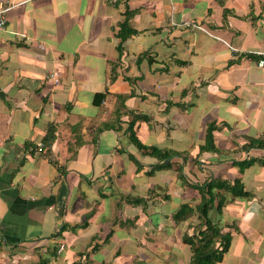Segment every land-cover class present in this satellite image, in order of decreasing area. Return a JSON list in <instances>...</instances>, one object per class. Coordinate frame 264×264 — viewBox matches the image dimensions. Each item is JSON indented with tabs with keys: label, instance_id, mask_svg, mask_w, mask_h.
Returning <instances> with one entry per match:
<instances>
[{
	"label": "crops",
	"instance_id": "0c3cea01",
	"mask_svg": "<svg viewBox=\"0 0 264 264\" xmlns=\"http://www.w3.org/2000/svg\"><path fill=\"white\" fill-rule=\"evenodd\" d=\"M2 1L0 264H193L172 216L209 176L251 193L212 211L223 264H264V0Z\"/></svg>",
	"mask_w": 264,
	"mask_h": 264
},
{
	"label": "trees",
	"instance_id": "16d2710c",
	"mask_svg": "<svg viewBox=\"0 0 264 264\" xmlns=\"http://www.w3.org/2000/svg\"><path fill=\"white\" fill-rule=\"evenodd\" d=\"M228 11L224 12V20L227 18ZM137 30L130 27L129 16L126 14V19L120 24V30L118 37L121 38L120 51L122 50V44L131 35L135 34ZM103 98V95H100ZM133 124V123H132ZM132 140L137 144L138 148L145 154L155 156L159 162H163L165 159L173 156L177 151L172 149H164L156 145H146L142 143L135 135L133 125L130 124ZM216 128V123H210L207 131L206 142L201 146V152L219 150L214 141L213 131ZM54 129L51 128L46 141L50 142L54 139ZM264 148V143L261 146ZM185 159L189 157L185 155ZM193 162L197 161V157H191ZM248 161V162H246ZM243 162L234 161V164H238L241 167V171L244 167L248 166L252 159ZM245 162V163H244ZM264 163V160L261 161ZM174 161H168L155 166L159 167H171ZM180 169V176L185 180L187 179L182 167ZM188 181V180H187ZM195 181V180H194ZM199 182V181H196ZM200 183V182H199ZM192 186L198 189L200 193V201L195 206L189 203L182 204L181 207L173 214L172 219L176 224L183 221L190 220L196 216L198 222L192 223L188 226V230L183 235V242L189 244L192 249V263L193 264H223L224 254L229 250L232 236L225 231V224L219 220H215L212 217V211L216 209L218 213H222L225 204V195L221 190H229L236 196H251V193L244 189L241 178H236L233 183L229 180L222 179L220 177H206L200 184L191 183ZM220 196V200L217 198Z\"/></svg>",
	"mask_w": 264,
	"mask_h": 264
},
{
	"label": "built area",
	"instance_id": "2783aa9c",
	"mask_svg": "<svg viewBox=\"0 0 264 264\" xmlns=\"http://www.w3.org/2000/svg\"><path fill=\"white\" fill-rule=\"evenodd\" d=\"M15 3H10V2H4L2 0H0V29L5 27L6 24V19H7V14L8 12L15 7ZM186 24L190 25L192 23L190 22H186ZM195 26H197L198 28L204 29V27L202 26V24H194ZM261 53V52H258ZM260 66L264 65V59L260 60L259 62ZM56 82H58V72L57 71H53L50 75ZM39 149H42V143H40L39 145Z\"/></svg>",
	"mask_w": 264,
	"mask_h": 264
},
{
	"label": "rangeland",
	"instance_id": "374dc122",
	"mask_svg": "<svg viewBox=\"0 0 264 264\" xmlns=\"http://www.w3.org/2000/svg\"><path fill=\"white\" fill-rule=\"evenodd\" d=\"M176 159H179V158H177V156L179 157L180 155L179 154H174L173 155ZM173 156H171V158L173 157ZM170 158V157H169ZM164 163H165V161H164Z\"/></svg>",
	"mask_w": 264,
	"mask_h": 264
},
{
	"label": "water",
	"instance_id": "95a60500",
	"mask_svg": "<svg viewBox=\"0 0 264 264\" xmlns=\"http://www.w3.org/2000/svg\"><path fill=\"white\" fill-rule=\"evenodd\" d=\"M172 158L170 157V158H167V159H165L164 161L165 162H168V161H170Z\"/></svg>",
	"mask_w": 264,
	"mask_h": 264
}]
</instances>
